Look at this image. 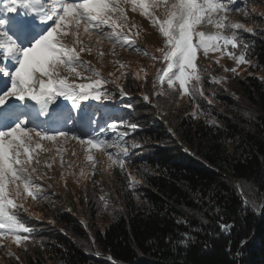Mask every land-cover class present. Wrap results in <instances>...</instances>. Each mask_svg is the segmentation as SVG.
Listing matches in <instances>:
<instances>
[{
  "label": "trees",
  "instance_id": "1",
  "mask_svg": "<svg viewBox=\"0 0 264 264\" xmlns=\"http://www.w3.org/2000/svg\"><path fill=\"white\" fill-rule=\"evenodd\" d=\"M239 36L251 65L243 64L242 75L224 70L212 90L201 81L204 95H186L184 107L178 91L154 95L160 86L153 88L150 75L143 82L130 78L121 86L124 96L107 84L112 99L81 101L96 121L82 130L86 139L98 124L115 137L128 133L122 159L136 183L125 192L117 181L102 190L83 185L82 220L44 192L52 197L43 215L18 213L33 229L27 252L15 246L19 261L4 254L0 264H112L110 257L115 264H264V29ZM114 122L116 132L109 128ZM101 195H109L107 208Z\"/></svg>",
  "mask_w": 264,
  "mask_h": 264
},
{
  "label": "snow or ice",
  "instance_id": "2",
  "mask_svg": "<svg viewBox=\"0 0 264 264\" xmlns=\"http://www.w3.org/2000/svg\"><path fill=\"white\" fill-rule=\"evenodd\" d=\"M234 4L236 0H0V251L19 261L20 257L5 242L27 252V243L32 240L33 229L18 213L21 209L28 211L22 200L31 198L36 202L48 198L42 185L35 183L46 176L36 167L40 164L39 151L44 150L42 142L56 143L61 138L65 141L70 138L84 146L85 159L91 162L93 170L97 165L94 152L107 156L111 162L109 168L124 167L122 156L126 157L129 152L124 139L127 132L102 138V131L87 139L76 134L70 136L64 130L49 134L51 127L67 126L75 120L72 110L79 111L81 101L112 99L104 85L115 81L106 79L89 61L81 59L83 53L92 54L93 37L101 61L105 53L100 46L105 40L112 46V55L119 46L149 56L153 61L159 60L163 67L157 69L152 81L153 88L161 87L157 95L164 94L166 85L167 89L178 86L181 96L194 97L197 93L203 96V70L196 65L198 52L204 57L210 52L227 56L236 67L224 70L234 74L240 65H251L247 57L249 45L240 39L238 30L251 32L252 29L229 20V13L241 10L233 7ZM129 10L148 20L162 37L163 46L157 48L160 57L139 48L130 38L139 36L141 29L130 18ZM13 13L17 15H7ZM207 27L214 31H205ZM113 63L121 70L126 68L119 60ZM114 75L109 73V76ZM126 75V71L121 72V76ZM147 75V71L140 68L134 78L146 80ZM222 79L214 78L213 83H220ZM120 94L126 95L123 87ZM60 98L71 102V110L65 111L57 105ZM144 100H149V96L145 95ZM208 102L212 103L210 99ZM87 122L96 121L89 117ZM127 126L132 131L137 128L135 123ZM109 128L116 132L118 124L114 122ZM56 151L59 153L60 149ZM45 166L52 168L50 163ZM85 175L81 168L79 177ZM238 190L247 207L249 199L244 188L238 186ZM99 199L107 208L105 196ZM251 206L256 208L255 200L251 201ZM180 243L186 244L187 240ZM109 259L115 264L114 258Z\"/></svg>",
  "mask_w": 264,
  "mask_h": 264
},
{
  "label": "rangeland",
  "instance_id": "3",
  "mask_svg": "<svg viewBox=\"0 0 264 264\" xmlns=\"http://www.w3.org/2000/svg\"><path fill=\"white\" fill-rule=\"evenodd\" d=\"M233 7H239L241 10L239 12H231L229 13V20L233 22L243 23L246 28H251L253 31L260 32L261 29H264V0H236V4ZM245 12L248 14L245 16ZM129 16L134 20V22L140 26V34L139 36H132L131 39L135 40V44L141 48L145 49L148 53H151L153 56L160 57V53L157 51V48L163 46V39L157 32V30L151 27L148 20L141 17L138 13H132L129 10ZM12 16V15H11ZM205 31L211 32L214 31L211 27L204 28ZM245 31L244 29L238 30ZM95 37H93V47L94 50L91 55L87 53H83L81 55V59L85 61H89L91 65L101 71L102 75L108 80H114L115 83H107L114 87H121L125 84L130 78L135 79V73L140 68H144L148 75L146 80L150 75L151 80H154L157 75V69L162 68L163 65L157 61H153L149 56H145L139 54L132 50H125L120 48L119 46L115 49V55L110 54L112 50V46L108 41H104L100 46V49L105 53L103 60L101 61L98 57L97 49L94 45ZM85 42L87 43V38L85 37ZM217 59H219V63H216ZM119 60L125 63L126 68L121 70L119 66L113 61ZM197 68L203 70L202 72V81L207 85V89L212 90L214 87L213 79L218 78L224 71L225 67L229 66L230 68L236 67L235 62L229 59L227 56L220 57L219 53L210 52L207 57H204L202 52L197 53L196 60ZM126 71V76H121V72ZM244 72L243 65H240L237 68V74L242 75ZM109 73H115L114 76H109ZM119 77V79H117ZM6 79V78H5ZM139 82L146 81L145 79H135ZM79 82V81H78ZM105 84V85H107ZM159 86V85H158ZM161 87H158V90L154 89V95L156 92H160ZM177 89H167V86L164 87V93H177ZM186 95H179V103L184 107L186 106L185 102ZM85 102H95V100L89 99ZM57 105L60 106L63 110L69 108L71 110V102L64 100L63 98L58 99ZM57 105H53L52 107H56ZM68 107V108H67ZM86 111L83 110L82 106L79 111L72 110V115L74 117L81 116L84 123L77 121L75 118L74 121L69 122L67 126L63 129V124L53 126L49 129V134H57L60 130L68 131L71 134H76L83 139H86L83 136V131L86 129V121L88 115L85 114ZM208 123H212L213 120L209 119ZM96 125V124H95ZM99 125V124H98ZM98 125H96L98 127ZM95 126V134H101L103 131V137L113 138L115 136L110 135L104 129L97 128ZM97 128V130H96ZM94 134V133H93ZM228 147H233L234 142L229 141L226 143ZM43 149L39 151V160L40 164L36 165L38 171L41 174H46L45 179L43 180H35V183L41 184L44 192H49L57 197H59L60 202L63 203L64 207L71 214L78 215L82 220L85 217V212L82 204L80 203L79 192L83 185L92 184L95 188L100 190L108 188V184L113 181L118 182V188L121 192H125L126 188L129 186L130 182L136 183L135 179L132 178L131 175L125 173L123 169L119 166L114 165L109 168V164L111 163L107 156L101 152H94L95 159L97 160V165L95 170L92 169L91 162H87L85 159V150L84 146L80 145L77 141L68 139L67 141L62 138L58 140L56 143L52 142H42ZM59 148L60 152L57 153L56 149ZM224 146H220V152H222ZM201 149L207 151V145L203 144ZM109 151H116L115 149H110ZM75 152L76 155H72ZM123 157V156H122ZM54 158V159H53ZM61 158L63 160V167H61ZM52 164V168L48 169L45 165ZM69 165H72L69 168ZM81 168L85 171V177L80 178L79 173ZM94 171V175L92 174ZM72 173L69 175V173ZM63 174L64 178H61ZM35 179V178H34ZM81 185V187H79ZM63 190H71L69 195H65ZM105 198H108L109 195H104ZM48 197L47 199L51 198ZM93 198V197H92ZM24 202L29 211L27 214L31 217H36L37 215H43L47 210V204L45 200H39L34 202L31 198H27L22 200ZM88 202V201H87ZM6 246L11 249V251L15 248V244L10 242H5ZM6 254L5 251H0V257ZM60 264V263H56Z\"/></svg>",
  "mask_w": 264,
  "mask_h": 264
},
{
  "label": "water",
  "instance_id": "4",
  "mask_svg": "<svg viewBox=\"0 0 264 264\" xmlns=\"http://www.w3.org/2000/svg\"><path fill=\"white\" fill-rule=\"evenodd\" d=\"M263 208V207H262Z\"/></svg>",
  "mask_w": 264,
  "mask_h": 264
}]
</instances>
